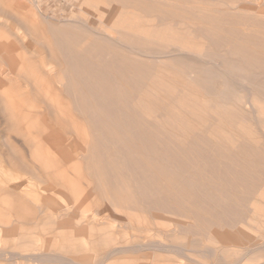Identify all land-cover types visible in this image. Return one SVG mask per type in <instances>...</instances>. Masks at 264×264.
I'll return each mask as SVG.
<instances>
[{
    "label": "bare ground",
    "instance_id": "obj_1",
    "mask_svg": "<svg viewBox=\"0 0 264 264\" xmlns=\"http://www.w3.org/2000/svg\"><path fill=\"white\" fill-rule=\"evenodd\" d=\"M63 1L0 0V264H202L142 213L263 252L264 0Z\"/></svg>",
    "mask_w": 264,
    "mask_h": 264
},
{
    "label": "rangeland",
    "instance_id": "obj_2",
    "mask_svg": "<svg viewBox=\"0 0 264 264\" xmlns=\"http://www.w3.org/2000/svg\"><path fill=\"white\" fill-rule=\"evenodd\" d=\"M50 3H51V5H50V7H47L46 6V8H51V9H49L48 11H51L52 10V13L53 14H55L56 15V13L57 12H60L61 10H62V8H63V6H66L67 4L63 1V0H50ZM66 4V5H65ZM56 11V12H55ZM36 182V181H35ZM256 182H258V184H256ZM255 182V184H254V187H256V189H258V188H264V181L263 182H261V181H256ZM34 183V182H33ZM253 187V188H254ZM153 214H160V212L159 211H153L152 212ZM142 214H144V216L146 217V219H140V221L139 222H141V224L143 223V225H140L141 227H143V228H153V231L152 232H146L145 234H144V236L143 235H141L142 237H141V239H139L141 242H146V243H148V242H150V243H155L156 241H158V242H163V243H165V244H176V245H180V246H182V245H184L185 247H186V245H187V248L188 249H193L195 252H197L195 255L193 254V256L197 259V260H199L202 264H230V263H233V262H236L237 260H239L240 258H242L245 254H246V250H245V247L246 248H248L250 245L248 244V240H247V242H245V241H243V240H240V239H236V238H232V237H230V238H228V239H224L223 240V242H222V240H218V237L220 238L221 236L223 237V235H225V234H228L229 236H233V233H236L237 232V230L239 231L240 229V226H239V228L238 227H236V228H238L237 230L235 229V228H233L232 230H231V228H222L223 226L221 225H216V224H210V223H208V224H206L207 225V227H206V225H204V229L203 230H200L201 232H202V234L201 235H198L196 232V230L194 231V232H191L190 230L188 231L187 229L188 228H180L178 231L180 232V233H183V234H185V236H186V238H187V235H188V237L190 236L191 237V239L190 240H188L189 238H187V240L185 241L184 239H182V238H180L179 236H177V234L173 237V235H168V234H164V235H159L157 232L158 231H161V229H163L162 231H164V229H165V231L169 228V227H162V226H164V224H163V222H162V224H158V225H156L155 224V222L156 221H150L151 220V218H152V216H151V214H150V216H149V214H147V213H142ZM209 215H211V214H209ZM178 220H182V226H187V224L185 225V223H187V221L185 222L184 220L185 219H182V218H180V219H178ZM144 222H145V224H144ZM184 222V223H183ZM147 223V224H146ZM191 223H193L191 226L192 227H194V229H196L195 227H202V225H198V224H196L195 222H191ZM115 225H119L118 223H114ZM156 225V226H155ZM197 225V226H196ZM262 226L264 227V225L262 224ZM156 228H158L157 230H155ZM222 228V229H221ZM246 228V230H250V231H252V232H256L257 230H254L253 228L252 229H250V228H247V227H245ZM160 229V230H159ZM229 229H230V231H229ZM207 232H206V231ZM168 231V230H167ZM262 234L264 235V228L262 229ZM130 232V231H129ZM141 232V231H140ZM139 232V233H140ZM205 232V233H204ZM224 232H225V234H224ZM124 233H122L120 236H119V238L118 237H115L114 239H119L120 241H122V242H127V241H129L130 239H131V235L132 234H129L128 233V235L126 236V235H123ZM187 234V235H186ZM166 235V237H164ZM168 235V236H167ZM205 235V236H204ZM208 238H207V237ZM170 237V238H169ZM194 237V238H193ZM143 238H144V240H143ZM171 239V240H169V239ZM197 238H199V241H198V239ZM169 241H168V240ZM180 239V240H179ZM205 239V242H203V240ZM212 240V242L210 241V240ZM183 242H185V243H183ZM218 241V242H217ZM242 243H241V242ZM171 242V243H170ZM180 242H182V243H180ZM222 242V243H221ZM240 242V243H239ZM149 243V244H150ZM177 243H179V244H177ZM225 243V244H224ZM254 243V245H258L259 244V246L262 244H264V239H259V240H257L256 242H253ZM253 243H252V245H253ZM261 243V244H260ZM196 244H198L197 245V247H196ZM203 244V245H202ZM205 244V245H204ZM217 244V245H216ZM195 245V246H194ZM245 245V246H244ZM9 246V245H8ZM183 246V247H184ZM209 246V247H208ZM232 246H234V247H232ZM1 247H2V245H1ZM0 247V248H1ZM10 248H13V246L12 245H10L9 246ZM199 247V248H198ZM225 247V248H224ZM235 247H237V248H235ZM239 247V248H238ZM197 248H198V251H197ZM199 249H201L200 251H199ZM220 249H222V250H220ZM225 249V250H224ZM231 250V251H230ZM211 252V253H210ZM223 252H224V254H223ZM227 252V253H226ZM200 253V254H199ZM203 253V254H202ZM209 253V254H208ZM233 253V254H232ZM245 253V254H244ZM260 253H262V254H260ZM202 254V255H201ZM244 254V255H243ZM200 255V256H199ZM211 255H213V256H211ZM217 255V256H216ZM203 256V257H202ZM206 257H208V258H210V259H208V258H206ZM225 257V258H224ZM167 259V261H166V259ZM160 257L159 258V262H160V264H167L168 262V264H178V262H180V258L179 257H176V256H173V257H168V256H166V257ZM194 258V259H195ZM170 259V260H169ZM216 259H218V260H216ZM212 260H216V262H214V261H212ZM222 260V261H221ZM236 260V261H235ZM254 260V261H253ZM178 261V262H177ZM220 261H221V263H220ZM223 261H225V262H223ZM226 261H227V263H226ZM232 261V262H231ZM249 261V262H248ZM173 262V263H172ZM183 262H186V264H187V260L186 261H183ZM208 262V263H207ZM219 262V263H218ZM254 262V263H253ZM264 264V251L263 252H261V251H259V252H257V253H253L249 258H248V260L245 262V264Z\"/></svg>",
    "mask_w": 264,
    "mask_h": 264
}]
</instances>
